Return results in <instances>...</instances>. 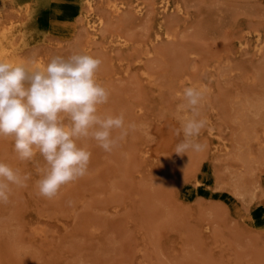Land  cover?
<instances>
[{
  "label": "rangeland",
  "instance_id": "1",
  "mask_svg": "<svg viewBox=\"0 0 264 264\" xmlns=\"http://www.w3.org/2000/svg\"><path fill=\"white\" fill-rule=\"evenodd\" d=\"M93 1L94 10L83 0H0L8 57H100L110 91L101 113L135 125L111 153L81 141L87 174L51 200L35 188L42 158L20 161L0 139V161L29 177L0 203V264H264V107L235 116L246 97L264 96V0H170L168 10L162 0H114L121 11ZM84 11L105 18L98 35ZM194 82L205 89L206 147L181 156L185 113L173 85ZM244 125L261 141L245 143Z\"/></svg>",
  "mask_w": 264,
  "mask_h": 264
},
{
  "label": "clouds",
  "instance_id": "2",
  "mask_svg": "<svg viewBox=\"0 0 264 264\" xmlns=\"http://www.w3.org/2000/svg\"><path fill=\"white\" fill-rule=\"evenodd\" d=\"M98 56L74 51L55 55L46 64L34 58L20 62L0 59V139L12 141L20 161H34L37 167V194L54 199L63 187L84 177L92 153L80 143L92 140L111 153L126 139L134 124H126L123 112L101 113L109 102L110 91L98 81L102 66ZM183 112L173 152L187 155L206 147L198 137L207 126L200 108L205 89L184 87L176 93ZM29 177L0 161V203L9 202L13 187H23Z\"/></svg>",
  "mask_w": 264,
  "mask_h": 264
},
{
  "label": "bare ground",
  "instance_id": "3",
  "mask_svg": "<svg viewBox=\"0 0 264 264\" xmlns=\"http://www.w3.org/2000/svg\"><path fill=\"white\" fill-rule=\"evenodd\" d=\"M84 1V3H85V5L86 4H88V6L90 7V8H92L93 10H94V6H93V0H83ZM161 1V0H160ZM138 2V1H137ZM118 3V2H117ZM121 3V2H120ZM123 3V2H122ZM140 3V2H139ZM5 4V3H4ZM81 4V3H80ZM141 4H143V3H141ZM161 4H162V9H164V10H168V9H170L171 7H170V0H162L161 1ZM121 5V4H120ZM136 5H138V8H136L135 10H137L138 12H141L142 11V8H141V6L139 5V4H136ZM82 6V5H81ZM107 6L109 7V8H111V10H112V8L115 10V11H121L120 10V8H119V5L118 4H116V2L114 1V0H107ZM83 7V6H82ZM179 7V6H178ZM87 9H89V8H87ZM84 10V9H83ZM144 10V9H143ZM88 11H91V10H88ZM114 11V12H115ZM180 11V10H179ZM85 12V11H84ZM89 13V12H88ZM88 13H86L85 12V14H84V16H83V19H84V21L87 23V25H88V27L89 28H91V29H93L94 30V34L96 35H98V33H96L97 32V30H98V27L101 25V26H104V25H102L103 23H104V21H105V18L103 17H101V16H99L98 18H94V17H92V13L90 12L89 14ZM94 13V12H93ZM118 13V12H117ZM96 15V14H95ZM82 19V20H83ZM106 23V22H105ZM87 27V26H86ZM87 27V28H88ZM14 28V26H13V24H12V26L10 25V27L7 29V30H9V32H11L12 31V29ZM6 29H4V31H5ZM89 31V30H88ZM11 34V33H10ZM90 34V33H89ZM169 34V32L166 34V35H168ZM93 35V34H92ZM118 35V34H117ZM158 35V34H157ZM170 35V34H169ZM3 36V35H2ZM6 36V35H5ZM118 36H121V37H123L122 35H118ZM14 37V36H13ZM118 38H120V37H118ZM169 38V37H168ZM5 39H7V38H5ZM119 40V39H118ZM120 40H121V38H120ZM2 39L0 38V59H4V60H7V61H10V62H14V63H16V62H20L19 60H17V57L18 58H20L19 56H13V58H11V57H8V55H7V53H8V48L7 47H5L3 44H2ZM257 41L258 42H260V39L259 38H257ZM120 42H122V41H120ZM119 43V42H118ZM3 45V46H2ZM9 45V44H8ZM16 45V44H15ZM21 45V44H20ZM243 45H245V44H241V46H243ZM12 46H14V45H12ZM11 47V46H10ZM256 47H258V46H256ZM14 49V48H13ZM20 49V48H19ZM261 49V51H262V49H263V47H261L260 48ZM11 52V51H10ZM9 52V53H10ZM15 57V58H14ZM22 58V57H21ZM41 61V60H40ZM48 61V60H47ZM42 63H43V60L41 61ZM41 62H40V64H41ZM39 63V62H38ZM230 65V64H229ZM262 66H264V65H262ZM223 67V66H222ZM230 67H232V65H230ZM226 68V67H225ZM263 68V67H262ZM231 69H233V68H231ZM230 70V69H229ZM229 70H227V71H229ZM223 71V70H222ZM260 71H261V69H260ZM260 71H258L259 72V74H260ZM230 72V71H229ZM257 74V73H256ZM263 74V73H262ZM180 79H181V77H180ZM180 81V80H179ZM177 82V81H176ZM175 82V83H176ZM174 83V84H175ZM198 83V82H197ZM197 83L196 82H194V84L193 85H197ZM181 84H182V82H181ZM183 84H184V82H183ZM199 84H200V82H199ZM198 84V86H200ZM173 85V84H172ZM180 85V84H179ZM181 86V85H180ZM185 86V85H184ZM192 86V85H191ZM201 86H202V84H201ZM173 90H174V93H178V92H180L181 91V87H174V85H173ZM183 89V88H182ZM182 92V91H181ZM238 95V94H237ZM250 96V95H249ZM251 97V96H250ZM245 98V97H244ZM247 98V97H246ZM245 98V100H246V102H245V104L242 106V104H241V107L238 109L237 108V114L235 115V116H237L238 115V117L240 118V120L241 121H243V119H245L246 117H248V115L250 114V113H252V112H250L251 110H254L255 112H258V111H260L261 109H262V107H264V96L262 95V96H260V97H258V98H256V99H252V97H251V99L249 98H247L246 99ZM236 107H238V106H236ZM249 114H248V113ZM254 113V112H253ZM253 115V114H252ZM236 120H237V118H236ZM247 122H249V121H247ZM245 126V127H244ZM243 127H244V130H243V137H242V139H245L246 140V142L245 143H248V142H250V141H253V140H255V141H261L260 140V136H259V133L255 130V128L254 127H250V126H246V125H244ZM242 134V133H241ZM264 141V140H263ZM226 145V144H225ZM249 145V144H248ZM242 146V145H241ZM224 147H226V146H224ZM245 148V147H244ZM263 148V147H262ZM262 148H261V150H262ZM260 150V151H261ZM262 157L264 158V151L262 150ZM255 154V153H254ZM258 155V154H257ZM257 155H256V157H257ZM243 158H244V160H245V163L244 164H246V162H248V161H250V160H252L253 159V154L251 153V152H246V153H243ZM259 156H261V154L259 155ZM255 157V156H254ZM254 161V160H253ZM250 163H252V162H250ZM251 174V173H250ZM249 175V174H248ZM247 178V177H246ZM237 180H238V178H237ZM252 180H253V178H252ZM246 182V181H245ZM244 184V183H243ZM240 185V184H239ZM246 187V186H245ZM251 187V186H250ZM242 188V187H241ZM248 188V187H247ZM250 189V188H249ZM238 190V189H237ZM254 190V189H253ZM242 194H243V192H241ZM240 193V194H241ZM246 193V192H245ZM155 215V214H154ZM41 227V226H40ZM2 230V229H1ZM5 230V229H4ZM43 230L41 229V230H38V232L37 233H41ZM18 239H19V237H18ZM13 243V242H12ZM26 250V249H25ZM19 252V251H18Z\"/></svg>",
  "mask_w": 264,
  "mask_h": 264
}]
</instances>
